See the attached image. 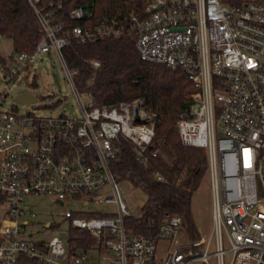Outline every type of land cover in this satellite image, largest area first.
I'll use <instances>...</instances> for the list:
<instances>
[{
	"label": "built area",
	"instance_id": "built-area-1",
	"mask_svg": "<svg viewBox=\"0 0 264 264\" xmlns=\"http://www.w3.org/2000/svg\"><path fill=\"white\" fill-rule=\"evenodd\" d=\"M35 1L29 0L42 35L30 51L3 54L0 69L8 79L23 72L33 79L38 56L54 54L80 116L20 112L16 105L0 109V264H264V0H147L141 14L93 23L86 5L60 14L61 1ZM74 20L82 23L67 24ZM121 35L133 38L140 58L180 69L193 83L191 102L175 126L183 144L207 150L212 224L206 237L180 239L178 215L165 218L154 235L125 228L131 212L120 197L123 180L111 170L113 140L129 139L135 158L146 162L153 122L141 98L94 104L62 55L71 39ZM91 64L99 66L97 60ZM106 185L112 193L103 198ZM28 195H50L60 203L67 196L82 203L113 201L116 211L86 217L65 210L69 225L96 237L87 250L70 254L67 232L49 238L28 232V216H35L24 201ZM158 238L171 246L157 260Z\"/></svg>",
	"mask_w": 264,
	"mask_h": 264
},
{
	"label": "trees",
	"instance_id": "trees-1",
	"mask_svg": "<svg viewBox=\"0 0 264 264\" xmlns=\"http://www.w3.org/2000/svg\"><path fill=\"white\" fill-rule=\"evenodd\" d=\"M61 1L60 14L86 5L93 15L90 22L103 16L122 21L131 13L141 14L147 0H36L40 5ZM81 24L74 20L68 25ZM43 30L29 0H0V36L11 40V53L30 51ZM62 55L67 66L75 70L74 82L78 89H89L94 104L131 101L141 98L153 122L154 135L148 148V159L135 158L133 143L122 136L113 140L117 154L111 162L116 180H129L139 186L145 200L141 213L124 216L125 228L133 233L154 235L161 222L170 215L181 219V231L188 239L200 238L195 228L190 201L207 171V150L204 147L183 144L175 121L178 113L191 102L192 81L180 69L146 61L140 58L130 36H109L94 41L71 39L63 46ZM0 53V60L4 61ZM92 60L99 66L94 68ZM35 80V77L33 78ZM92 82L88 85L89 82ZM152 151H156L152 155ZM160 176V177H158ZM100 211H81L86 217L112 215ZM67 247L70 254L87 250L96 242L88 229L71 225L67 229Z\"/></svg>",
	"mask_w": 264,
	"mask_h": 264
},
{
	"label": "rangeland",
	"instance_id": "rangeland-1",
	"mask_svg": "<svg viewBox=\"0 0 264 264\" xmlns=\"http://www.w3.org/2000/svg\"><path fill=\"white\" fill-rule=\"evenodd\" d=\"M0 51L4 53L12 51V43L9 38L0 39ZM33 68L32 74L35 80L23 77L27 75V72H23L16 79L7 80L8 77H5L0 69V109H7L12 105H16L20 112H34L39 115L65 114L69 117H79L80 112L75 96L57 56L54 54L40 55L33 63ZM19 92L33 94L36 96V100L33 102H17L15 96ZM82 97L85 98V96ZM118 188L120 197L127 205L129 211L133 214L141 212V206L145 198L139 187L130 181L124 183L123 180ZM111 193L112 190L108 185L104 186L100 191V195L103 198L105 194ZM24 201L35 212V216H28V232L34 237L42 238H49L52 235L65 237L69 226L68 218L64 215L67 209L78 213L79 211L107 213L116 211V203L113 201L102 200L96 203L92 201L82 203V200L69 196L65 197L63 203L56 201L50 195H28L24 197ZM190 209L199 236L206 237L212 224V197L208 163L206 173L203 174L198 187L192 193ZM46 222H50L51 225L45 226ZM179 238L184 241L190 240L182 231L179 233ZM155 244V257L158 260L162 258L165 249L171 245H168L169 239L165 238H158ZM88 255L94 257L95 253L90 250Z\"/></svg>",
	"mask_w": 264,
	"mask_h": 264
},
{
	"label": "water",
	"instance_id": "water-1",
	"mask_svg": "<svg viewBox=\"0 0 264 264\" xmlns=\"http://www.w3.org/2000/svg\"><path fill=\"white\" fill-rule=\"evenodd\" d=\"M7 80H10V79H7ZM15 100L17 102H33L36 100V96L30 93L19 92L16 94ZM136 118L138 119V114H136Z\"/></svg>",
	"mask_w": 264,
	"mask_h": 264
},
{
	"label": "crops",
	"instance_id": "crops-1",
	"mask_svg": "<svg viewBox=\"0 0 264 264\" xmlns=\"http://www.w3.org/2000/svg\"><path fill=\"white\" fill-rule=\"evenodd\" d=\"M2 38H4L3 36H0V39H2ZM2 54H6V53H4V52H2V51H0ZM127 181H129V180H127ZM137 187H139V186H137ZM139 189L141 190V192L144 194V192H143V190L139 187ZM144 198H145V194H144Z\"/></svg>",
	"mask_w": 264,
	"mask_h": 264
},
{
	"label": "bare ground",
	"instance_id": "bare-ground-1",
	"mask_svg": "<svg viewBox=\"0 0 264 264\" xmlns=\"http://www.w3.org/2000/svg\"><path fill=\"white\" fill-rule=\"evenodd\" d=\"M129 185H130L131 187H133V185H132V184H130V183H129Z\"/></svg>",
	"mask_w": 264,
	"mask_h": 264
}]
</instances>
